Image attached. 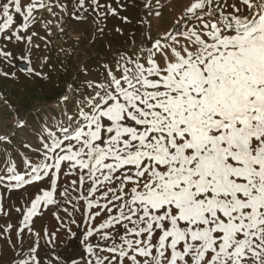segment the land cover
I'll list each match as a JSON object with an SVG mask.
<instances>
[{
    "label": "snow or ice",
    "instance_id": "6c2138e0",
    "mask_svg": "<svg viewBox=\"0 0 264 264\" xmlns=\"http://www.w3.org/2000/svg\"><path fill=\"white\" fill-rule=\"evenodd\" d=\"M129 7L0 0V63L46 79V58L32 66L36 25L51 35L54 22L63 32L66 18L91 17L102 34L110 18L132 25ZM143 8L162 15L152 0ZM137 23L139 36L81 69L54 109H16L0 132V264H67L46 250L61 233L84 264H264V0H186L155 36L147 16ZM29 128L35 143L18 140ZM45 212L53 231L35 228Z\"/></svg>",
    "mask_w": 264,
    "mask_h": 264
},
{
    "label": "rangeland",
    "instance_id": "374dc122",
    "mask_svg": "<svg viewBox=\"0 0 264 264\" xmlns=\"http://www.w3.org/2000/svg\"><path fill=\"white\" fill-rule=\"evenodd\" d=\"M128 2L129 9L122 12L121 15H127L132 20V25H124L117 19L110 18L106 22L107 27H104L103 24L100 25V27H104L102 34L97 31V26L91 17L84 21L66 18L62 24L63 32L58 30L54 22L51 35H48L41 24L36 25L39 35L33 38V44H39L40 48L33 47L31 49L32 66L39 67L41 61L46 58L47 62L43 66V71L47 78L27 79L24 74L18 71L19 68L24 67L20 61L14 62L16 67L0 63V70L17 72L19 76V79L16 80L0 77V132L12 131V123L17 116L16 109L23 113L37 101H50L52 103L49 104V109H54L55 98L63 91L67 82L77 81L82 77L81 69L87 66L95 71L98 60H102L105 55H110L109 45L114 50L130 43L131 38L128 35L130 32H136L139 36L143 30V25L137 23L140 17H148L153 36L157 34V31L163 32L169 29L172 26L174 15L179 13L186 0H152L155 10L162 13L159 18L148 16L143 8V0H128ZM20 19L18 17V20ZM115 26L123 27L124 35L116 33ZM40 37H46V39L42 40ZM9 47L19 55L24 45H20V48H16L14 45H9ZM5 98L7 102H5ZM34 136L35 133L29 128L19 133L18 140L35 143ZM17 195V193H13L11 197L15 203H19ZM68 207L71 210V206ZM60 215L64 217L62 211ZM76 217L77 220L80 219L78 213ZM12 219L15 222L19 220V217L13 213ZM57 226L58 222L51 212H45L42 218L35 219L36 230L47 228L49 231H53ZM73 230L76 231L75 227ZM14 239L15 232H13ZM45 244V240L40 241L42 248H45ZM46 250H50L52 254L61 255L67 264H71L72 260H75L77 264H84V261L88 259V255L79 241L69 240L64 233L59 234L54 244L48 245Z\"/></svg>",
    "mask_w": 264,
    "mask_h": 264
}]
</instances>
